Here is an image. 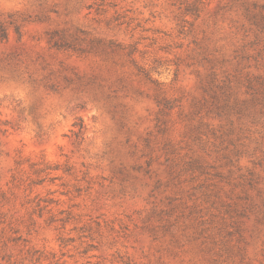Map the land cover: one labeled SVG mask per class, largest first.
<instances>
[{
  "label": "rangeland",
  "instance_id": "374dc122",
  "mask_svg": "<svg viewBox=\"0 0 264 264\" xmlns=\"http://www.w3.org/2000/svg\"><path fill=\"white\" fill-rule=\"evenodd\" d=\"M0 264H264V0H0Z\"/></svg>",
  "mask_w": 264,
  "mask_h": 264
},
{
  "label": "trees",
  "instance_id": "16d2710c",
  "mask_svg": "<svg viewBox=\"0 0 264 264\" xmlns=\"http://www.w3.org/2000/svg\"><path fill=\"white\" fill-rule=\"evenodd\" d=\"M192 12H195V14H197L198 10L196 9V7H194L193 11ZM53 169L47 167V168H44L41 170V172H45L44 173V176H48L49 175V171H51ZM46 177H43L40 181H43Z\"/></svg>",
  "mask_w": 264,
  "mask_h": 264
}]
</instances>
